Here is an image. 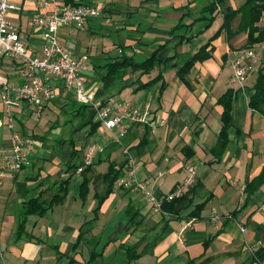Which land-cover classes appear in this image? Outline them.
Listing matches in <instances>:
<instances>
[{"label":"crops","instance_id":"crops-1","mask_svg":"<svg viewBox=\"0 0 264 264\" xmlns=\"http://www.w3.org/2000/svg\"><path fill=\"white\" fill-rule=\"evenodd\" d=\"M13 1L21 10L9 17L34 55L43 43L32 23L36 15L56 5L100 8L102 15L84 29L62 28L59 41L74 56L89 58L81 75L96 105L114 97L149 104L151 116L150 124H134L122 136L96 121L93 107L79 104L58 78L40 116L26 101L15 106L12 131L35 145L29 166L0 185V264H264V116L249 108L257 73L243 87L231 84L230 60L247 49L248 32L240 30V17L232 36L222 29L228 10L245 0H54L47 10L37 0ZM258 26L264 28V14ZM207 44V57L181 77ZM252 49L264 63V42ZM155 53L151 71L136 67ZM124 61L131 65L113 71ZM18 67L19 61H1L10 85L23 83ZM231 89L237 92L234 126L221 148L218 100ZM11 135L4 125L0 147H11ZM91 146L99 148L94 164L74 175ZM129 159L159 198L184 182L188 164L196 166V185L173 211L156 213L135 192L116 186L109 191L106 174L112 166L122 174ZM63 182L62 200L42 216L27 217L20 232L24 204L39 197L50 201ZM213 211L220 216L216 224L210 222ZM191 217L197 220L180 242L177 232Z\"/></svg>","mask_w":264,"mask_h":264},{"label":"built area","instance_id":"built-area-1","mask_svg":"<svg viewBox=\"0 0 264 264\" xmlns=\"http://www.w3.org/2000/svg\"><path fill=\"white\" fill-rule=\"evenodd\" d=\"M41 10H47L55 5L54 0H37ZM21 8L13 0H0V99L4 109L3 118L0 119V129L6 125L12 132L11 147H0V185L9 177L17 174L31 161V154L35 142L14 128L13 108L26 101L34 108V113L40 116L49 102L54 98L51 82L58 78L68 91H72L81 105H91L95 110V119L109 130L118 129L120 135H125L134 124H150L151 111L149 104L137 105L133 102H118L114 97L109 98L102 106L95 104V95L88 92L82 72L89 69L87 56L76 57L59 41V32L64 27L84 29L90 20L102 15V10L96 6L62 5L54 6L50 11L36 15L32 23L42 33V48L38 55L29 53L27 45L21 39L19 30L9 17L12 12ZM3 58L19 61L18 77L21 85H10L9 79L1 74V61ZM261 63V56L254 49L237 50L233 52L230 60L232 85L243 87L249 75ZM99 148L91 146L87 149L83 163L74 175L81 176L84 171L94 164ZM101 151V150H100ZM127 156L129 152L125 150ZM119 177L116 187L135 192L145 198L156 213H164V202H171L176 198L189 195L196 185V166L188 164L189 176L177 186L174 192L164 198H159L148 189V183L138 178L135 163ZM163 176L159 173L158 178ZM191 217L177 232L179 241L185 240L187 230L196 222ZM220 216L216 211L211 213L210 222L216 224Z\"/></svg>","mask_w":264,"mask_h":264},{"label":"trees","instance_id":"trees-1","mask_svg":"<svg viewBox=\"0 0 264 264\" xmlns=\"http://www.w3.org/2000/svg\"><path fill=\"white\" fill-rule=\"evenodd\" d=\"M223 1V0H219ZM211 14L217 11V4L210 5L209 10ZM264 14V0H245L244 5L237 10H228L225 15V22L223 24L222 29L228 32L229 36H232V25L237 17H240L239 28L242 31L248 32L247 37V49H252V46L264 42V28L258 26L262 16ZM209 44L203 46L200 51L191 58V60L181 69L180 76L185 78L188 74L189 69L192 64L198 59H204L207 57L205 55V51L208 49ZM242 50V49H241ZM157 59L156 53L146 61L145 64L141 66H136L138 68H143L146 71H151L154 67V63ZM131 65L129 62H118L113 71L116 69H121L125 67V65ZM111 71V72H113ZM257 73L256 81L253 86V94L249 99V108L255 112H258L264 116V63H260L253 73ZM237 92L232 89L225 93L219 100L218 103L223 107L222 113V130L219 137V146L221 148H225L229 141V130L233 128V103L236 98ZM85 172V171H84ZM84 174V173H83ZM121 172H115L114 166L111 167L109 172L106 174L105 178L108 180L109 191L111 188L116 185ZM63 182L60 184V189L58 192L52 197L50 201H45L41 197L37 199H32L26 202L22 208V222L20 225V232L25 230L27 217L31 215H39L42 216L48 210L52 208L55 203H58L62 200L64 194H66V187ZM62 185V186H61ZM88 183L84 182L82 184L81 195H86V187ZM184 201V196L180 198H176L169 203L164 202L163 210L167 212L173 211V209L178 205V203ZM259 260L264 259V255L259 257Z\"/></svg>","mask_w":264,"mask_h":264}]
</instances>
